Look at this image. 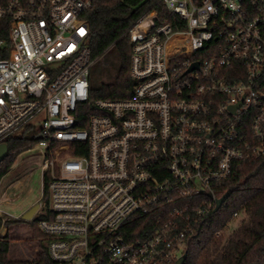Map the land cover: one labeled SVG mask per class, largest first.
<instances>
[{
    "label": "built area",
    "instance_id": "built-area-1",
    "mask_svg": "<svg viewBox=\"0 0 264 264\" xmlns=\"http://www.w3.org/2000/svg\"><path fill=\"white\" fill-rule=\"evenodd\" d=\"M93 2L0 0V145L38 128L52 264H174L221 183L264 157V0H158L167 20L152 7L125 34L121 100L90 98Z\"/></svg>",
    "mask_w": 264,
    "mask_h": 264
},
{
    "label": "trees",
    "instance_id": "trees-1",
    "mask_svg": "<svg viewBox=\"0 0 264 264\" xmlns=\"http://www.w3.org/2000/svg\"><path fill=\"white\" fill-rule=\"evenodd\" d=\"M157 1L94 0L91 9L84 14L89 29L91 56H103L114 45L120 63L112 83L93 85L89 74L91 100H121L130 96L133 85L129 75L131 45L125 34L152 7L158 11L161 19L167 20L166 10L156 4ZM173 28L179 29L175 26ZM37 141L36 137L26 138L24 135H14L5 141L8 154L0 163V181L10 172L16 158L32 149ZM224 195H228L226 201L201 221L196 239L188 241L184 264H264V157L243 163L228 180L221 183L217 198ZM39 202L42 213L26 224L29 238L35 242L27 258H33L35 264H52L46 248L48 239L38 227L40 221L50 218L47 176L43 179ZM238 216L242 217L238 227L226 236L229 225ZM2 220L0 216V228ZM147 220L149 218L137 216L126 229H145ZM15 223L21 222H4L6 228ZM10 253L7 231L5 236L0 237V264H27L26 258L13 257Z\"/></svg>",
    "mask_w": 264,
    "mask_h": 264
},
{
    "label": "rangeland",
    "instance_id": "rangeland-1",
    "mask_svg": "<svg viewBox=\"0 0 264 264\" xmlns=\"http://www.w3.org/2000/svg\"><path fill=\"white\" fill-rule=\"evenodd\" d=\"M119 58L115 49L107 51L103 59L95 63L90 69V80L93 85L100 83H112L119 70ZM38 128L34 130L19 131L17 136L26 138H37ZM43 156L35 147L21 153L15 160L10 172L4 177V182L0 181V216L2 222L20 221L21 223L11 224L6 228L10 239L11 256L28 259V251L35 246V242L30 240L27 223L22 221L25 210H29L35 205L40 204L42 195V181L40 166ZM8 182V183H7ZM12 184V185H11ZM37 215V213H36ZM35 215V216H36ZM242 217L238 216L229 225L226 236L232 233L237 227ZM7 233V232H6ZM5 233V234H6ZM5 236V235H4Z\"/></svg>",
    "mask_w": 264,
    "mask_h": 264
},
{
    "label": "water",
    "instance_id": "water-1",
    "mask_svg": "<svg viewBox=\"0 0 264 264\" xmlns=\"http://www.w3.org/2000/svg\"><path fill=\"white\" fill-rule=\"evenodd\" d=\"M197 65L194 64L191 69L196 68ZM8 154V149H7V145L6 144H1L0 145V163L7 157ZM228 198V195H224L223 197L219 198L216 201V206H215V210L217 211L221 205L226 201V199ZM39 209V205H35L34 207H32L30 210H28L23 216H22V221L24 222H28L31 221L34 216L36 215L37 211ZM184 259L185 257H181L179 260H177L174 264H184Z\"/></svg>",
    "mask_w": 264,
    "mask_h": 264
},
{
    "label": "crops",
    "instance_id": "crops-1",
    "mask_svg": "<svg viewBox=\"0 0 264 264\" xmlns=\"http://www.w3.org/2000/svg\"><path fill=\"white\" fill-rule=\"evenodd\" d=\"M5 176H6V175H5ZM5 176H4V177H5ZM4 177L2 178L1 182H4V184H5L6 182L4 181ZM7 183H8V182H7ZM11 185H12V184H11ZM30 206H31V205H30ZM30 206H29V207H30ZM29 207L25 210V213L29 210ZM25 213H24V214H25ZM24 214H23V215H24Z\"/></svg>",
    "mask_w": 264,
    "mask_h": 264
}]
</instances>
